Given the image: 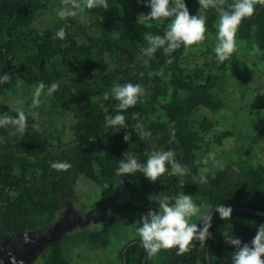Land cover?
I'll use <instances>...</instances> for the list:
<instances>
[{
    "label": "trees",
    "instance_id": "obj_1",
    "mask_svg": "<svg viewBox=\"0 0 264 264\" xmlns=\"http://www.w3.org/2000/svg\"><path fill=\"white\" fill-rule=\"evenodd\" d=\"M60 1L0 0V73L10 75L0 84V248L8 236L17 243L30 230L44 234L73 203L75 184L84 177L100 195L119 186L141 197L122 206L128 211L122 221L134 233L141 213L156 208L163 196L192 195L198 206H207L205 215L218 204L231 206L227 220L213 210L208 246L211 264H230L233 247L225 243V235L250 242L255 225L264 223V167L249 164L240 174L218 169L204 176L198 170L197 160L212 148L211 142L235 137L223 131L206 139L213 123L206 116L194 117L201 108L216 111L224 106L219 90L226 62L218 74L183 62L187 52L204 42L207 47L216 34L218 9L213 4L200 9L198 0H185L190 15L206 17L205 39L170 54L161 48L146 57L145 34L163 36L171 18L138 21L140 13L149 11L138 0H107L106 10L86 7L88 0H73L76 11L63 14L67 0ZM60 29L63 39L56 35ZM235 39L236 50L228 60L241 102L256 74L264 76V8L242 20ZM125 83L140 84L144 91L137 104L122 113L127 128L114 131L105 121L118 103L111 90ZM52 84L57 89L49 94ZM245 100L249 106L239 109L260 113L254 107L257 102ZM125 134H130L128 142ZM168 150L187 169L183 176L172 175L170 165L155 182L140 171L116 174L119 159L134 157L143 165L149 155ZM201 177L206 184H200ZM111 221L118 218L112 215L107 224ZM134 233L120 250L122 263L142 264L146 257L145 264H207L209 238L204 244L193 240L182 254L162 249L154 262V254L145 251ZM84 238L92 246L110 240L107 230L85 233ZM42 258L44 264H66L59 243Z\"/></svg>",
    "mask_w": 264,
    "mask_h": 264
},
{
    "label": "rangeland",
    "instance_id": "obj_2",
    "mask_svg": "<svg viewBox=\"0 0 264 264\" xmlns=\"http://www.w3.org/2000/svg\"><path fill=\"white\" fill-rule=\"evenodd\" d=\"M55 2L59 4L62 1ZM65 3L66 6L60 10L61 14L68 10L76 11L77 6L73 0ZM215 37L216 34L208 39V49L204 42L187 52L183 57L184 65L191 68L204 67L206 74H218L223 64L214 55ZM225 62L226 74L219 90L224 98V106L216 111L201 108L194 117L200 119L206 116L213 123L206 139L223 131H232L235 137H225L221 144L211 142L212 148L197 160L202 176L214 175L218 169H229L232 173L240 174L245 165L249 164H261L264 167V94H261L264 92V76L256 74L248 88L244 89L246 98L250 97L249 104L254 100L257 102L254 107L260 110V113L250 114V110H245L246 107L239 109L247 106L248 101L245 98L239 102L241 95L237 89L238 84L229 68L232 64L229 60ZM205 64L209 65L204 66ZM74 195L73 203L58 213L44 234L38 229L30 230L17 243L8 236L0 248V264H44L43 253L47 254L54 243L60 244L66 264H122L120 250L134 233L132 227L128 229L122 221L124 213L128 212L122 206L124 203L140 202L141 197L119 186H115L107 195H100L97 186L84 177H80L75 184ZM199 207L204 214L207 206L201 204ZM146 212L143 211L141 215ZM112 215L118 221L107 224ZM190 222H196V218H192ZM258 225H255V230ZM96 230H107L110 240L103 245H89L84 238L85 233L91 234ZM135 234H138L137 231ZM153 260L157 261L156 254Z\"/></svg>",
    "mask_w": 264,
    "mask_h": 264
},
{
    "label": "clouds",
    "instance_id": "obj_3",
    "mask_svg": "<svg viewBox=\"0 0 264 264\" xmlns=\"http://www.w3.org/2000/svg\"><path fill=\"white\" fill-rule=\"evenodd\" d=\"M138 3L149 9L146 14L140 13L137 17L142 23L171 18L163 36L145 34L144 39L148 46L143 49L144 56L151 57L161 48L165 54H170L181 45L188 47L205 39L206 17L199 14L190 15L185 0H138ZM198 3L200 9H207L213 4L219 11L214 53L221 63L228 60L236 50L235 37L242 20L252 17L257 9L264 8V0H234L232 3H227L226 0H198ZM93 6L103 7L105 10L109 8L107 0H88L86 7ZM56 35L63 39L65 32L60 29ZM256 51L258 49L254 47L253 54ZM9 80V73H0V84ZM44 87L43 84L39 85L41 89ZM56 89L57 85L52 84L48 89L49 94ZM143 91L140 84L115 85L111 92L118 103L115 106V114L105 117L106 126L114 131L127 128L122 113L137 104ZM123 139L128 142L130 134H125ZM166 165L171 166L172 175L183 176L187 171L174 160L173 151L168 150L149 155L143 165L134 157L119 159L116 174L121 177L140 171L145 178L155 182L166 172ZM206 183V179L201 177L200 184ZM156 202V208H149L140 216L136 229L140 242L149 254H156L162 249H175L177 254H182L188 251L193 240L204 244L211 237L209 229L212 227L213 210L222 220L229 219L233 211L231 206L218 204L205 215L193 201L192 195L186 193L163 196ZM194 217L197 222L191 223ZM225 243L233 247L230 264H264V223L257 226L256 234L250 242H242L236 235H225Z\"/></svg>",
    "mask_w": 264,
    "mask_h": 264
},
{
    "label": "water",
    "instance_id": "obj_4",
    "mask_svg": "<svg viewBox=\"0 0 264 264\" xmlns=\"http://www.w3.org/2000/svg\"><path fill=\"white\" fill-rule=\"evenodd\" d=\"M247 211L249 212V210L247 209ZM250 212H253L254 211H250ZM209 231H211V228L209 229ZM211 233V232H210ZM209 243H210V238L208 239V242H207V247H206V259H207V264H211L210 261H209V256H208V246H209ZM145 261H146V257L144 258L142 264H145ZM125 264V262L123 263Z\"/></svg>",
    "mask_w": 264,
    "mask_h": 264
}]
</instances>
